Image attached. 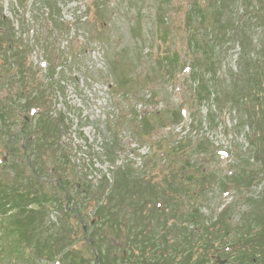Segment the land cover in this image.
<instances>
[{
	"label": "rangeland",
	"instance_id": "1",
	"mask_svg": "<svg viewBox=\"0 0 264 264\" xmlns=\"http://www.w3.org/2000/svg\"><path fill=\"white\" fill-rule=\"evenodd\" d=\"M195 1L0 0V111L11 118L10 125L0 120L1 190L12 202L28 186L49 191L59 178L68 182V208L80 214L49 212L41 237L53 236L43 228L60 231L68 225L66 234L74 236L71 251L87 257L88 264H95V253L105 264H120L116 259L128 252L129 241L107 234L108 241L100 239L107 225L102 214L120 219V228L130 226L133 208L140 203L128 195L135 193V178L141 175L144 183L164 185L172 167L168 148L187 140L209 144L206 151L192 148L186 156L195 176L202 173L212 180L195 201L186 194L177 201L183 216L187 207L198 210V222L187 230L219 228L216 223L227 208L230 232L224 243L240 241L245 247L242 238L250 220L264 225V0H199L205 19L194 12ZM189 12L192 32L186 26ZM165 54L171 59L163 60ZM212 58L215 72L208 67ZM193 72L211 91L201 103L194 96L198 83L191 78ZM249 77L261 79L246 82ZM256 96L261 105L254 102ZM23 116L30 124L20 133ZM143 117L145 131L151 130L141 139L138 124ZM35 138L43 140L32 145ZM12 142L34 146L25 157L33 154L32 163L46 177L42 183H28L30 168ZM47 143L51 148H43ZM118 167L131 172L124 181ZM190 169L182 180L193 177ZM192 177L188 188L195 191ZM169 181L173 188L186 187L179 176ZM108 194L114 209L105 211L101 202ZM59 204L66 207V202ZM97 207L104 209L100 215ZM147 207L143 216L152 210ZM78 216L95 242L92 247L82 232H70L80 228ZM218 251L232 250L226 246ZM5 258L2 264H29L33 254L16 261ZM35 264L67 263L40 258Z\"/></svg>",
	"mask_w": 264,
	"mask_h": 264
},
{
	"label": "trees",
	"instance_id": "2",
	"mask_svg": "<svg viewBox=\"0 0 264 264\" xmlns=\"http://www.w3.org/2000/svg\"><path fill=\"white\" fill-rule=\"evenodd\" d=\"M166 2H169L171 0H164ZM188 23H190L191 15L190 13L186 17ZM173 59H176V54H172ZM166 60H170L171 57L168 56V54L165 56ZM251 82H258V78L254 77L250 79ZM132 89L127 90L126 92H131ZM210 92L208 90V86L201 82L196 90V97L201 102L205 98H208ZM10 118L9 112H6L4 110L0 111V120L4 122V124L7 125L8 119ZM149 121V120H148ZM145 122L147 123V119L144 118L142 120V123L138 124V129L141 139L146 138L149 131H145L147 126L145 125ZM162 124H165V121L162 122ZM4 133V132H3ZM3 135V134H2ZM188 145L186 144H180L176 149L170 151V156L172 155L175 160H185L186 159V152L188 150ZM203 146V150L206 151L207 147L205 145H201L200 148ZM157 147L162 150V147L160 145H157ZM177 153V154H176ZM181 153V155H179ZM192 177V176H189ZM187 177V183L190 186V178ZM1 187L4 188V186L1 185L0 182V249L5 252L8 251L9 254H6L5 257L7 259H12L16 261L15 259L23 260L25 259L29 254H33L32 261H36V258L40 257H46L48 259H53L54 254L59 250L63 252L66 249V242L65 239H62L59 235L55 236H45L41 237V230L40 228L43 223V219L46 215V211L49 204L53 202V198L47 194H41L39 195L36 190H33L32 192L24 191L22 193L19 192V195H15L14 200L12 202L8 201V197L5 193H3L1 190ZM178 191H176L177 193ZM174 193V192H173ZM186 194L189 198L196 200V192L190 190V189H183L181 190V194ZM179 195L175 198L172 197L170 194L163 193L160 198H162V201H165V205H159L157 207H153L154 214L151 215V217L145 218L144 226H138V228H147L146 226H150L149 220H153L154 225L152 228H184L188 227L189 224H194L198 222V216L197 215V209H190L188 211V207L185 213V218L187 221L182 219V215H180L179 212H181L178 207L177 201L179 200ZM155 202L157 199L154 200ZM33 203V205H37V210L31 211V215L28 216L29 213L27 210V204ZM152 204V203H151ZM33 208V207H32ZM113 208V207H112ZM139 210L144 209L143 204H139L137 207ZM114 209V208H113ZM150 211L148 212V214ZM223 216V215H222ZM220 217V220L222 218ZM140 219L142 218V214L139 216ZM120 218V217H119ZM114 220V217L112 216V219H108V223L113 228L114 226L118 225V222ZM256 221V220H255ZM175 223V224H174ZM181 223H185L184 225ZM255 223V225H254ZM261 220L257 219L256 222H254L253 219L250 220V223L247 224L245 228H264V225H261ZM195 225V224H194ZM242 225L239 226L241 228ZM222 228H228L227 226L222 225ZM119 231V229H118ZM115 234V232H113ZM65 246V247H64ZM67 253V251H66ZM244 252L242 253L241 250H239L238 255L240 259L243 261ZM74 253L68 252L66 254V259H68L69 264H83L85 263V259L82 260L81 257H78ZM4 256L2 257V259ZM35 258V259H34ZM6 259V258H5ZM4 260V259H3ZM5 261V260H4ZM10 264H14L11 263ZM87 264V263H85ZM100 264H104L102 260H100Z\"/></svg>",
	"mask_w": 264,
	"mask_h": 264
},
{
	"label": "flooded vegetation",
	"instance_id": "3",
	"mask_svg": "<svg viewBox=\"0 0 264 264\" xmlns=\"http://www.w3.org/2000/svg\"><path fill=\"white\" fill-rule=\"evenodd\" d=\"M125 260H128L126 261L127 263L129 262L136 263L135 259H130V258L125 257ZM214 262L218 264V260L215 259ZM222 262H223L222 264H231L227 260H223ZM263 262H264V252L262 250H250V252H248V256L244 264H262ZM211 264H214V263L211 262Z\"/></svg>",
	"mask_w": 264,
	"mask_h": 264
},
{
	"label": "water",
	"instance_id": "4",
	"mask_svg": "<svg viewBox=\"0 0 264 264\" xmlns=\"http://www.w3.org/2000/svg\"><path fill=\"white\" fill-rule=\"evenodd\" d=\"M84 230H85V228H84ZM96 259H97V257H96Z\"/></svg>",
	"mask_w": 264,
	"mask_h": 264
}]
</instances>
